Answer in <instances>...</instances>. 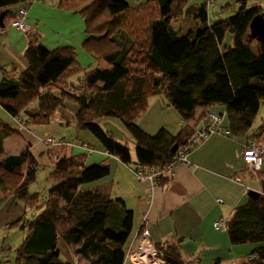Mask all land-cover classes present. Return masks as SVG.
Wrapping results in <instances>:
<instances>
[{
	"label": "trees",
	"instance_id": "16d2710c",
	"mask_svg": "<svg viewBox=\"0 0 264 264\" xmlns=\"http://www.w3.org/2000/svg\"><path fill=\"white\" fill-rule=\"evenodd\" d=\"M30 2L0 0L1 15L12 21L17 8ZM237 2L240 9L236 14L212 25L207 23L205 5L187 7L183 16L193 18L197 26L181 36L170 22L175 7L187 0H144L133 9L127 0H93L88 7L100 3L102 11L113 19L129 10L155 9L143 24L132 21L133 29L139 26L137 30L120 29L115 37L108 35L107 28L100 33L89 31L88 7L75 9L59 0V6L85 18L83 50L96 65L82 69L72 48L49 49L31 38L20 74L14 78L3 71L0 107L11 119L21 120L24 114L31 124H47L58 109H65L68 96L64 87L73 78L84 76V86L94 89L96 96L89 102L86 96L73 99L78 106L72 117L76 128L91 134L106 154L130 166V150L97 124L102 118L120 120L135 142L134 171L164 170L173 163L178 153L172 152L173 147L186 146L195 132L187 123L194 119L197 108L224 107L229 136L246 138L264 102V39L258 41L250 33L252 20L264 15V9L246 8V0ZM159 96L165 97L184 122L176 135L165 128L150 134L136 123L146 112L149 99ZM12 126L0 122V191L24 204L19 223L26 234L17 249L16 264H72L60 259L59 242L71 250L79 264H123L133 213L108 190L89 186L109 177L110 166H85L83 154L63 157L50 173L48 194L40 205L37 195L27 190L37 165L30 149L3 157V142L12 135ZM250 144L253 142L246 146ZM246 171L258 180L261 192H251L246 202L234 209L227 232L231 245L253 247L242 264H264V162L256 176ZM160 180L162 184L168 176L164 174ZM29 210H37V214L26 223ZM156 249L165 264H184L177 246Z\"/></svg>",
	"mask_w": 264,
	"mask_h": 264
},
{
	"label": "crops",
	"instance_id": "0c3cea01",
	"mask_svg": "<svg viewBox=\"0 0 264 264\" xmlns=\"http://www.w3.org/2000/svg\"><path fill=\"white\" fill-rule=\"evenodd\" d=\"M59 4V0L31 3L28 7L27 22L32 27L33 34L38 35L40 42L49 49L70 47L75 50L76 47L73 48L71 40L73 41L77 33L87 37L86 20ZM44 26L50 27L48 33ZM61 31L71 36L62 39ZM8 32L12 33L13 38L7 35ZM48 34L52 38V46L44 43ZM6 35L7 44L11 42L15 47L10 48V55L1 56L0 72L13 71L10 75L15 78L26 65L23 54L28 40L21 32L10 27L5 29ZM81 52L87 58L80 62L79 55L76 54V60L82 69L94 67L95 59L84 50ZM78 78H73L72 81ZM151 101L155 102L156 99H149V107ZM165 106H169L168 103ZM64 111L63 114L66 113L69 118L61 115L58 119L65 124V132L71 133L73 138L70 143L80 145L68 150L66 154L85 155V166L108 164L111 180H100V183L91 188L108 190L112 198L121 199L126 208L133 213L132 232L126 245V252L136 247L140 231L147 229L155 247L177 246L184 264H242L246 261L253 247L231 245L227 223L234 209L244 203L246 195L251 191L261 192L258 180L252 179L243 162L245 146L257 135L248 134L246 138L210 135L188 154L185 163H178L175 166L172 177H168V180L162 184L160 180V183L153 188L149 181H139L135 176L136 156L132 151H130L131 165L122 164L117 158L106 154L91 134L77 129L72 122L70 125L67 123L72 121L70 118L75 111L66 112L67 109ZM146 112L138 120H141ZM207 113L221 116L222 128L229 130L226 109L222 106L197 108L194 119L187 125L194 131H200L204 127L203 117ZM182 122L180 118V125ZM157 127L158 125L154 131L159 129ZM146 131L152 133L151 130ZM173 131L177 133L180 130L173 128L170 133L174 134ZM113 138L120 141L114 135ZM8 139L10 136L3 142L4 149ZM82 145L92 148V153L84 150ZM115 188H117L116 192ZM15 201L12 196L0 195V228L19 220L22 216L23 209L21 210ZM217 221L224 223L218 230L214 228ZM61 253H63V261L79 264L71 250L59 242V254ZM123 264L132 263L125 258Z\"/></svg>",
	"mask_w": 264,
	"mask_h": 264
},
{
	"label": "rangeland",
	"instance_id": "374dc122",
	"mask_svg": "<svg viewBox=\"0 0 264 264\" xmlns=\"http://www.w3.org/2000/svg\"><path fill=\"white\" fill-rule=\"evenodd\" d=\"M92 1L93 0H64V2L68 4V6H71V8L75 9H81L82 7L86 8L92 3ZM34 2L36 1H33L32 3ZM205 2L207 5L205 4ZM127 3L133 9L135 7H138L139 4L144 3V0H127ZM201 5L206 6V11L208 15L207 23L209 25H212L220 20H225L233 16L240 9V4L237 2V0H187V3H185L183 6L175 7L173 18L170 22L172 27L177 30L181 36L192 33L194 31V28L197 26L193 18L188 15L183 16L185 9L189 6L198 7ZM257 6L264 9V0H246V8H252ZM28 7L29 6L25 5L17 8L16 15L14 17V20L12 21L8 20V18L6 17L3 18L1 15L2 11L0 10V58L2 55H10V48L15 47V44H12L11 42H8L7 44L6 42L7 35L12 36L11 32H8L5 36V29L7 27H10L15 31L21 32L24 36H26L28 43L30 42L31 38H37V40L40 41V37L35 33L33 34L32 27L27 22ZM154 10L155 9L151 6L147 7L146 9L141 8V10L138 12L129 10L125 14L113 19L107 16L105 10L102 11L101 4L98 3L97 5L94 4L92 8L88 7V9L85 11V14L88 19V29L91 33H100L103 29L107 28L108 35H114L115 37H117L119 34L116 32L120 29L124 32H129L130 30H137L139 26L133 29V27L131 26L132 21L136 22V20H138L143 24L146 19L145 17L150 14L152 15ZM21 12H23V14H21ZM39 18H41V16H39ZM117 19L120 20V22L115 23L114 21L117 22ZM18 20L21 23H24L23 28L13 26V23ZM112 22H114V24ZM99 27H101V29L98 30ZM44 28L47 30L48 33L50 27L44 26ZM61 32L62 33L60 35L63 37L62 39L71 36L68 35L65 31ZM11 38H13V36ZM86 40L87 37L81 33L75 34L73 41L71 40V42L73 43V48L76 47L74 53L75 55H79L78 60L80 62H83L84 59H87L84 56L85 54H81L84 42ZM230 40L231 37H228L227 35L226 43H229ZM44 43L48 46H52V38H50L49 34L47 36V39H45ZM104 65L105 64L101 62V66ZM88 69L86 68V70ZM12 72L13 71L9 72L10 77V73ZM0 74L3 76L4 73L0 72ZM0 79H2V77ZM84 81V76H79V78L76 79L73 83L67 84V86L64 87L63 92L65 95L68 96L66 97L68 100L66 102V106L64 107L65 109H67L66 112L77 110L78 106L77 104H75L73 99H78L79 97L86 96L85 99H87V102H89L92 98L96 96L94 89H89L84 86ZM151 99H156V101H151L152 105L150 102V107L148 105L149 110L146 112L145 116L141 120L136 121L137 125H139L140 128L145 131L151 130L152 133L150 134H155L161 128H165L169 133L173 130V128H176L177 130H181L182 128H184L183 126H181L184 125V122H182L180 125V118H178V112L173 108H170L169 106H165L167 101L164 96L154 97ZM167 109H170V111H168ZM61 111L62 110L58 109L52 115L51 120L47 124L36 125L31 124V122H27V117L24 114H21V120L16 119L15 117L12 118V120L10 116L0 107V122L9 124L11 126L13 125V130L11 133L12 135L10 136V139L7 140L6 149H4L3 147V157H7L9 155H18L23 150H26L27 148L30 149L37 165L35 179L32 183L28 185L27 190L30 195H37L38 199L41 202L40 205L43 204L42 200L48 194V190L50 187L49 177L53 168L59 164L60 160L63 157L68 156L66 154L68 153V150L80 146L79 144L74 142L70 143L73 137L70 132H65V124H63L62 120L58 119L61 115H64ZM64 116L69 118L66 113ZM72 117L70 118V120H72ZM71 122L72 124H74L73 120L69 122L67 121L69 125ZM97 124L103 131L109 133L111 136L114 135L119 138L118 140L120 141L118 142H123L124 146H126L130 151L133 152V154H135V142L127 133L120 120L111 117L102 118L98 120ZM157 125V128L159 129H156L154 131V128ZM173 132L176 135L179 131L177 133L176 131ZM248 134L257 135L256 137H254V139H252V142L253 144L259 145L264 150V102L261 104L260 109L254 118L253 125L248 131ZM82 148L84 150H87L88 153H92V148L88 146L84 147L83 145ZM110 176L103 179L102 181H106L108 179L111 180ZM98 183H100V181L89 184V186H95ZM116 190L117 188H115V192ZM251 192L259 194V192L256 191ZM0 195H3L4 197L7 196L4 195V193L1 191ZM247 198L248 195H246L244 203L246 202ZM15 203L21 208V210L24 209V204L21 201L16 200ZM36 211L37 210L27 211L24 222L27 223L28 221L33 220V217L37 214L35 213ZM19 221L20 220L13 221L7 226H2L0 228V264H16L17 249L21 246L26 234V231L22 229V223H19ZM62 254L63 253L59 255L61 260L63 259Z\"/></svg>",
	"mask_w": 264,
	"mask_h": 264
},
{
	"label": "built area",
	"instance_id": "2783aa9c",
	"mask_svg": "<svg viewBox=\"0 0 264 264\" xmlns=\"http://www.w3.org/2000/svg\"><path fill=\"white\" fill-rule=\"evenodd\" d=\"M21 14H23V12H21ZM23 24V22L21 23L18 20L13 23V26L23 28ZM203 124L204 127L200 131H195L193 133L186 146H182L177 149L178 153L173 163L166 166L164 170L159 171L138 168L134 171L137 179L142 182L146 180L149 181L151 186L154 188L158 185L159 179L162 175L165 174L168 177H172L174 175L173 173L175 166L178 163H185L187 161L188 154L192 150H194L201 142L205 141L210 135H230L228 130L222 128V119L218 115L207 113L203 119ZM243 162L247 170L252 173V175L256 176L261 170L264 162V150L256 144H250L246 146L243 151ZM218 202L222 203L221 201ZM222 225H224L222 221H217L214 224V228L218 230L222 227ZM125 258L132 264H165L164 261L160 258L159 252L157 251L156 247L151 242L147 229H142L140 231L137 246L133 250L130 249L127 252Z\"/></svg>",
	"mask_w": 264,
	"mask_h": 264
},
{
	"label": "water",
	"instance_id": "95a60500",
	"mask_svg": "<svg viewBox=\"0 0 264 264\" xmlns=\"http://www.w3.org/2000/svg\"><path fill=\"white\" fill-rule=\"evenodd\" d=\"M250 33L251 37L260 41L264 39V15L256 16L250 24ZM177 150V145L172 149V152L175 153Z\"/></svg>",
	"mask_w": 264,
	"mask_h": 264
}]
</instances>
